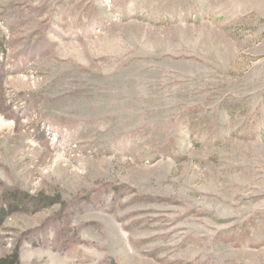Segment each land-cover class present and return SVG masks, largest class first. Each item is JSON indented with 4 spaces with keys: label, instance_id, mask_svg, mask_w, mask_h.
I'll return each mask as SVG.
<instances>
[{
    "label": "rangeland",
    "instance_id": "obj_1",
    "mask_svg": "<svg viewBox=\"0 0 264 264\" xmlns=\"http://www.w3.org/2000/svg\"><path fill=\"white\" fill-rule=\"evenodd\" d=\"M0 264H264V0H0Z\"/></svg>",
    "mask_w": 264,
    "mask_h": 264
}]
</instances>
